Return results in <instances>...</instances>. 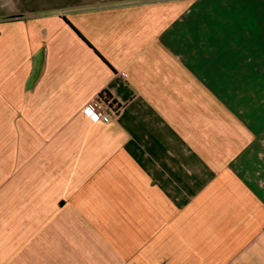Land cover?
I'll return each instance as SVG.
<instances>
[{"label": "crops", "instance_id": "crops-1", "mask_svg": "<svg viewBox=\"0 0 264 264\" xmlns=\"http://www.w3.org/2000/svg\"><path fill=\"white\" fill-rule=\"evenodd\" d=\"M145 204L184 264H264V0H0V264H112Z\"/></svg>", "mask_w": 264, "mask_h": 264}, {"label": "rangeland", "instance_id": "rangeland-1", "mask_svg": "<svg viewBox=\"0 0 264 264\" xmlns=\"http://www.w3.org/2000/svg\"><path fill=\"white\" fill-rule=\"evenodd\" d=\"M67 209L63 210L64 214H69L70 207ZM114 209L117 213L124 211L123 207H113ZM126 210L124 215L128 214V220L122 223L126 228V233H123L125 236L112 242V245L121 246L124 252L112 254V264H184L187 258L198 260V257L194 259V256L185 253L182 247L174 244L162 231L168 207L161 205L155 209L145 204L130 206ZM76 225L90 229L97 236L103 232L102 222L79 221Z\"/></svg>", "mask_w": 264, "mask_h": 264}, {"label": "built area", "instance_id": "built-area-1", "mask_svg": "<svg viewBox=\"0 0 264 264\" xmlns=\"http://www.w3.org/2000/svg\"><path fill=\"white\" fill-rule=\"evenodd\" d=\"M122 110L123 104L104 92L90 98L81 109L89 119L103 124L117 120Z\"/></svg>", "mask_w": 264, "mask_h": 264}, {"label": "trees", "instance_id": "trees-1", "mask_svg": "<svg viewBox=\"0 0 264 264\" xmlns=\"http://www.w3.org/2000/svg\"><path fill=\"white\" fill-rule=\"evenodd\" d=\"M104 93H107V92H104Z\"/></svg>", "mask_w": 264, "mask_h": 264}]
</instances>
